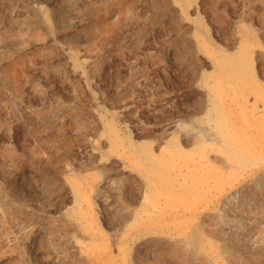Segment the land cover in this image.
Returning <instances> with one entry per match:
<instances>
[{"label":"rangeland","instance_id":"rangeland-1","mask_svg":"<svg viewBox=\"0 0 264 264\" xmlns=\"http://www.w3.org/2000/svg\"><path fill=\"white\" fill-rule=\"evenodd\" d=\"M0 264H264V0H0Z\"/></svg>","mask_w":264,"mask_h":264},{"label":"bare ground","instance_id":"bare-ground-1","mask_svg":"<svg viewBox=\"0 0 264 264\" xmlns=\"http://www.w3.org/2000/svg\"><path fill=\"white\" fill-rule=\"evenodd\" d=\"M153 157H154L155 159H157V158H158V154H154Z\"/></svg>","mask_w":264,"mask_h":264}]
</instances>
